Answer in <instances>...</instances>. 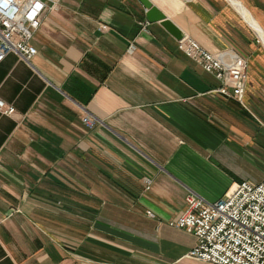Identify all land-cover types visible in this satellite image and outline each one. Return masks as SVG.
Returning a JSON list of instances; mask_svg holds the SVG:
<instances>
[{"label":"crops","instance_id":"1","mask_svg":"<svg viewBox=\"0 0 264 264\" xmlns=\"http://www.w3.org/2000/svg\"><path fill=\"white\" fill-rule=\"evenodd\" d=\"M43 1L34 55L0 61V264H212L167 222L188 191L264 178V42L247 21L264 33V0H149L245 59L243 105L138 0Z\"/></svg>","mask_w":264,"mask_h":264},{"label":"built area","instance_id":"2","mask_svg":"<svg viewBox=\"0 0 264 264\" xmlns=\"http://www.w3.org/2000/svg\"><path fill=\"white\" fill-rule=\"evenodd\" d=\"M43 10V0H0V61L7 53L24 60L34 55L35 48L29 41ZM176 45L214 76L218 81L214 92L243 105L245 59L223 61L184 35ZM0 112L9 115L13 107L0 100ZM81 123L91 128L94 120L84 115ZM184 205L183 211L167 224L194 237L187 256L212 264H264V178L256 183L240 181L214 201L188 191Z\"/></svg>","mask_w":264,"mask_h":264},{"label":"water","instance_id":"3","mask_svg":"<svg viewBox=\"0 0 264 264\" xmlns=\"http://www.w3.org/2000/svg\"><path fill=\"white\" fill-rule=\"evenodd\" d=\"M144 8V17L148 22L158 21L159 24L168 32L174 39H179L181 33L179 29L168 20L149 0H138Z\"/></svg>","mask_w":264,"mask_h":264},{"label":"bare ground","instance_id":"4","mask_svg":"<svg viewBox=\"0 0 264 264\" xmlns=\"http://www.w3.org/2000/svg\"><path fill=\"white\" fill-rule=\"evenodd\" d=\"M247 21H249L250 25L257 31V33L262 37L264 41V33L261 30V28L256 24V22L251 18L247 16Z\"/></svg>","mask_w":264,"mask_h":264},{"label":"rangeland","instance_id":"5","mask_svg":"<svg viewBox=\"0 0 264 264\" xmlns=\"http://www.w3.org/2000/svg\"><path fill=\"white\" fill-rule=\"evenodd\" d=\"M259 35V34H258ZM260 36V35H259ZM261 37V36H260ZM262 38V37H261ZM264 42V41H263Z\"/></svg>","mask_w":264,"mask_h":264}]
</instances>
